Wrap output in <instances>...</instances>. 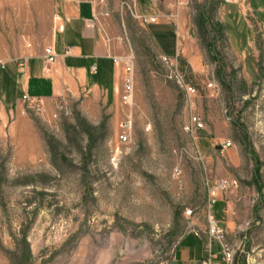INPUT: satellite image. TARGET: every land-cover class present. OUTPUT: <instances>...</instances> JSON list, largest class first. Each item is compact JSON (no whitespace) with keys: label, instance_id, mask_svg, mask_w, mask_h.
Returning a JSON list of instances; mask_svg holds the SVG:
<instances>
[{"label":"rangeland","instance_id":"374dc122","mask_svg":"<svg viewBox=\"0 0 264 264\" xmlns=\"http://www.w3.org/2000/svg\"><path fill=\"white\" fill-rule=\"evenodd\" d=\"M107 1L114 94L24 92L0 114V264H169L183 237L207 241L210 215L221 264H264V0H138L160 24Z\"/></svg>","mask_w":264,"mask_h":264},{"label":"crops","instance_id":"0c3cea01","mask_svg":"<svg viewBox=\"0 0 264 264\" xmlns=\"http://www.w3.org/2000/svg\"><path fill=\"white\" fill-rule=\"evenodd\" d=\"M156 8L151 6L150 12ZM96 10L92 0H0L1 115L11 113L24 92L46 102L66 89L95 99L106 87L114 94L119 80L112 56L120 50L98 26ZM102 20L114 27V15L100 16ZM48 47L58 59L44 69ZM204 243L199 234L183 237L169 264L200 263Z\"/></svg>","mask_w":264,"mask_h":264},{"label":"built area","instance_id":"2783aa9c","mask_svg":"<svg viewBox=\"0 0 264 264\" xmlns=\"http://www.w3.org/2000/svg\"><path fill=\"white\" fill-rule=\"evenodd\" d=\"M92 2L94 3L95 7H97L95 18L100 24L101 23L100 16L101 17H108L111 13V10L108 6V1L107 0H92ZM123 4L130 10V12H131V14H133V16L142 19V21H144L146 23L158 24L160 22V13L157 11L144 13L138 5L139 4L138 0H127ZM101 27H104L102 25V23H101ZM107 40H108V38H107ZM57 56H58V54L53 49V47L46 48L45 56H44V61H45L44 69H49V64H52L56 60ZM163 58L165 59V61L167 63H171L172 65H174L172 58H169L165 55L163 56ZM116 60L118 61L119 59L116 58ZM130 71L128 70V73L125 77L126 83H125V87L123 89L125 91V95L123 97V102H125V103L130 101V99L132 97L131 95L133 92V83H132L133 76H132V73ZM169 77L172 78L173 75L172 76L170 75ZM175 78H176V81L180 82L179 83L180 86L182 88H184L188 92V94H192L196 91L195 86H193L192 84L187 82L184 75H182L180 72L177 75H175ZM23 99L26 102H28L31 107L34 104V106L37 105V107H39V109L43 110V108H41V106L38 105L39 103L42 102L41 99L34 98L28 94L24 95ZM32 108H34V107H32ZM193 123H194L196 129H200L201 127L204 126L201 118L198 116L193 117ZM131 126H132L131 119L128 118L123 122L122 128L124 130H123V133L121 134V139L123 141H129L130 136H131L129 130H130ZM128 131H129V133H128ZM231 145H232V143L230 141H228L227 143H225L224 146L226 147V146H231ZM228 184H230V181L225 180V179L217 182L216 186H214L212 188V196H216L219 193V191L222 189H225V187H227ZM212 201L215 202L214 199ZM209 205H210V208H213L214 203H210ZM185 213H186V215H190L193 213V209L192 208L187 209L185 211ZM209 220H210L209 221L210 226L208 228L209 238L205 242L206 253H205L203 260H201V262L198 264H221L220 260L218 259V252L216 253L214 250L216 248V244L217 243L220 244L219 247L222 248V251L224 252V254L227 255L229 258L231 257V253L229 252L228 246L224 245L225 233H224V229L221 226L220 221L216 220L213 215H210Z\"/></svg>","mask_w":264,"mask_h":264},{"label":"trees","instance_id":"16d2710c","mask_svg":"<svg viewBox=\"0 0 264 264\" xmlns=\"http://www.w3.org/2000/svg\"><path fill=\"white\" fill-rule=\"evenodd\" d=\"M201 21L199 22L201 25H200V27L201 28H204V26H203V24L205 23V21L203 20V18H202V16H201ZM202 21H203V23H202ZM224 30V27H221V28H219V33H221L222 34V31ZM84 128V127H83ZM91 133V132H90ZM91 135H92V133H91ZM53 147V149H55V147H54V145L52 146Z\"/></svg>","mask_w":264,"mask_h":264}]
</instances>
